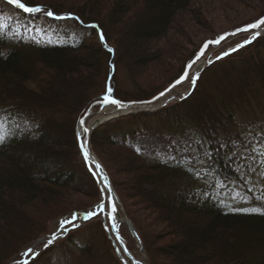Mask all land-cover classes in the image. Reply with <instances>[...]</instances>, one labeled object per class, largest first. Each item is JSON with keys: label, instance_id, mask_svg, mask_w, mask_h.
Returning a JSON list of instances; mask_svg holds the SVG:
<instances>
[{"label": "trees", "instance_id": "obj_1", "mask_svg": "<svg viewBox=\"0 0 264 264\" xmlns=\"http://www.w3.org/2000/svg\"><path fill=\"white\" fill-rule=\"evenodd\" d=\"M26 1L20 0L28 7L44 9L41 13L46 16L51 11L54 17H75L67 20L76 21L78 29L75 43L53 47H37L9 36L8 31L0 32V116H4L9 123L22 119L20 123L27 124L23 129L8 126L4 142L0 143V258L8 263L13 256L17 258L21 255V251L7 253L15 242L27 234H39L37 227L41 225L31 215L35 211L43 210L46 215L65 200L68 202L70 199L66 198L73 194L89 196L93 192L99 195V188L84 165L76 142L75 128L80 115L96 99H102L109 89L111 98L128 103L147 102L157 94L145 99L135 94V97L125 100L116 96L114 87L109 84L110 75L105 76L101 87L97 85L96 78L100 76L104 55L108 57L107 70L117 65L118 56H121L117 51L122 43H110L104 28L113 29L122 21L130 20L127 28L130 43L139 51L136 53L139 63L147 66L161 58L167 60L165 51H152L148 43L154 44L159 39L172 44L177 42L175 37H182L179 28L184 25L179 20L180 16L189 19L191 24H197L193 17L197 0H144L148 5L142 7L145 11L137 14L136 19L133 12L143 0H79L75 7L68 9L70 13H57L61 5L48 6L54 0H46L47 6ZM103 6L109 11L99 20V10ZM221 8V12L227 10L226 6ZM259 11L262 14L257 18L231 30L263 18L264 7ZM54 17L51 18L56 19ZM92 35L99 37L100 44L92 41ZM205 42L202 41L189 56L173 82L182 76L184 67L195 58ZM248 86H255L257 97L264 100V36L207 66L190 95L180 102L155 113L121 117L103 124L90 134L89 145L93 151L104 146L107 154V147H115L131 155L129 165L136 166L128 172L132 176L131 184L138 189L144 200L142 203L149 204L158 213L159 222L167 228L165 235L170 238L157 249L152 244L155 240L144 241L141 237L143 251L150 264H157L158 258H165V254L173 264H264V216L231 213L213 202L188 201L186 197H181L182 191L190 185L188 177L191 173L188 167L178 163L190 156L182 151L178 140L181 135L190 137L192 134L194 145L191 147L205 153L222 181L228 183L239 178L240 173L230 155L235 151V140L241 139V132L234 125L232 130L224 126L225 123L235 124L236 120L229 115L228 122H224L221 108L217 105L219 101L232 105L242 101L244 96L248 98ZM233 87L236 95L229 94ZM246 104L242 113L253 116L255 111L247 107L250 106L248 101ZM145 117L154 118L157 124L153 129L143 132L133 128L129 134L156 135L163 131L171 144L165 143L160 135L158 139L163 141L160 149L165 153L169 150L174 156L168 163H146L132 148L129 147V151L123 147L125 144L116 134L109 135L114 125ZM182 118L189 123L181 124ZM182 126L185 132L177 130ZM191 149L190 152H193ZM177 185L180 187L176 188ZM144 186L148 187L147 193L141 190ZM162 187L170 189V197L158 192ZM72 208L69 209L71 214L81 210L77 206ZM173 215L181 221L177 222ZM196 220L201 222V226H182L183 222ZM44 235L40 233V236ZM162 236L163 233L156 239L161 241L164 239ZM73 237L72 234L67 235L21 264H56L54 257L65 260L68 254L75 257L72 259L77 258L80 264H85L93 254V249L90 250L93 245L88 243L86 247H77ZM103 237L108 242L109 239L105 235ZM107 257L110 259L109 251Z\"/></svg>", "mask_w": 264, "mask_h": 264}, {"label": "rangeland", "instance_id": "obj_2", "mask_svg": "<svg viewBox=\"0 0 264 264\" xmlns=\"http://www.w3.org/2000/svg\"><path fill=\"white\" fill-rule=\"evenodd\" d=\"M23 1L27 3L26 0ZM32 1L34 5L47 6L46 0ZM77 1L79 0H54L48 6L53 8L56 7L55 5H61L60 10L56 11L57 13H70L68 12V9L75 7L74 5H77ZM195 3H197V5L195 10L196 12L193 17L197 24H191L189 23V19L180 16L179 20L181 19L184 25L179 28L181 30L180 34L182 37H175L177 42H173L172 44V42L169 43L168 41H161V39H159L157 40L158 42L156 41L154 44L152 42L148 43L149 47L153 49L152 51H165L167 60H163L161 58L156 62H150L147 66L139 63L137 57L138 54H136L139 51L130 43L131 41L127 29L130 24V20L122 21L123 23L118 24V26L113 28L114 30L104 26L107 33V39L110 43H122V47H119L117 51L118 55L121 53V56H118L117 65H114V67L112 66V68L110 67V70L108 68V71L106 68L108 57L104 55V61H102L103 67L100 69L99 73L100 76L96 78L98 80L97 85H100L99 87H101V84L104 83L103 81L105 76L110 75L112 78L109 84L114 87L116 96L129 100V97H135L136 94V96L139 95L145 99L157 93L153 97L155 98L159 94L163 93L173 83L175 75L182 69L183 64L185 65L189 56L197 49L202 41L214 40L226 31H231V29L237 25L254 20L262 14L259 9L264 7V0H197ZM147 5L146 1L143 0L137 8H135L133 12L135 19L138 16L137 14L140 15L144 13L145 10L142 7L146 8ZM222 6H226L227 10L221 12L223 11L221 8ZM99 11L100 14H98V16H100L98 19L101 20V18H104L109 10L106 6H103ZM141 20L143 21V19ZM257 21L258 20L246 25L245 27L256 23ZM131 24H133L132 21ZM77 27L76 21L53 19L51 17H47L43 13H25L22 9L8 4L7 0H0V32L8 31L9 36L15 38L17 37L16 39H20L27 44L30 43L37 47H53L64 44H73L75 43V37L77 35ZM260 31V34L262 35H259L264 36V25L261 26ZM253 34H255L253 30L239 33L226 38L218 46L209 47L205 51L204 55L192 65L191 69H189L188 78L172 90L173 92H176L178 98L170 101L162 108L170 104L180 102L185 96H189L194 89L191 82L192 77L197 75L200 77L203 70L209 66V63L218 60V57H223L226 51L246 43L252 38ZM91 38L94 43L100 44L98 36L92 35ZM132 58H136V60H132ZM186 66L184 67V71ZM31 86L30 88L33 87ZM248 87L247 92L250 93L248 98L244 96L242 101L235 102L234 104L231 103L232 105H227L222 101H219L217 105L221 108L220 114H223L222 119L224 122H228L227 117L229 115H233L235 117V124L232 123L231 125H227V123H225L224 126L230 127L231 130L234 129L235 126L237 127V130L241 132V139L240 141L235 140V151L230 155V159H234L235 169H237L240 173L237 180H232L227 183L217 177L215 169H212L205 153H201L199 149L191 147L194 145L192 134L191 136L189 135L190 137H188V135H181L178 137L179 139L177 138L181 143L182 151L184 150L183 153H189L190 155L185 159H180L178 162L180 166L188 167L191 172L188 177V179H190V185L185 189L183 187L184 190L182 192L184 193L181 195V197H186L188 201L196 199L210 204L213 202L222 207L225 211L231 213L244 214L240 210H249L248 214H254L251 212V209L264 211V198H260L264 197V100L262 97H257V90L255 86ZM100 92L102 93V90H100ZM231 92L236 95L234 87L229 90V94H231ZM140 99L142 98H139V100ZM246 101H248L250 105L247 107H250L253 111H255L253 116L242 113L244 106L247 105ZM130 102L131 101H129V103ZM121 103L128 104V102ZM158 103L160 104V102H157L152 105L139 106L131 112V115L138 116L158 112L162 109L159 105H157ZM93 104L95 105L91 109L92 114L85 121L86 127H90L94 120L103 119L108 115L120 113L117 107L113 105H105L102 103L101 99H96L92 104H90V106ZM90 106H88L85 112L80 115L79 119L84 116ZM120 107L122 109L124 108V106ZM127 116L122 117L126 118ZM0 117V136L3 138H5L8 133V126H11V128L15 127L17 129H23V127L27 125L26 123H20L22 119L18 120L16 123H9L10 121L4 118V116ZM168 117L169 116H167V118ZM153 119L154 118L151 117H145L137 118L135 120H125L119 125L116 124L117 126L114 125L111 128L113 131L110 130L109 135L116 134L118 136L117 138H121L125 144H122L123 147L125 146L126 149L129 147L132 148L146 163H168L170 160L174 159V156H172L173 154L171 155L170 151L166 148V153L162 152L160 149L162 146L160 143L163 142L158 139V136L160 135H162L161 137L165 143L171 144L169 142V138H166L167 136H165L166 134L163 131L160 130L156 135L151 134L137 136L135 134H129L132 132L133 128L135 131H151L154 125L157 124ZM180 120L181 124L184 123L186 125L189 123L188 121H185L184 118ZM113 121H116V119H111L106 124ZM76 129L77 124L75 128V137ZM177 130L185 132V127H178ZM187 133H190V130H187ZM189 141L190 143H188ZM171 142L173 144V141ZM104 148V146L103 148L97 147L95 149L96 151H93L89 145L90 153L95 156V159L98 160L102 167H105H103V169L106 172L111 184V181H113L112 187L116 198V214H120V219L122 220L116 231L124 243L127 252L134 258V260L137 261V264H150L149 257L143 251V242L141 237H143L144 241H146V239L155 240L150 242H152V244L154 243L153 247L157 249L167 243L170 238L165 235V230L167 228L164 224L159 222L158 213L152 209L149 204L144 205L145 203H142L144 200L141 198L138 189L134 187L133 183L131 184L132 176L128 174V172L131 169L136 168L135 165H129L132 162L131 155L127 152L123 153L115 147H107L108 149L106 154V149L104 150ZM190 148H192L191 151H194L190 152ZM177 183H180V181ZM99 184L100 187H102L100 182ZM179 187L180 185H177L176 188ZM249 189H252V191H249ZM141 190L142 192L147 193L148 187L144 186ZM98 191L99 195L93 192L89 196L73 194L71 197L66 198L70 199L68 202L65 200L62 204L52 208L46 215L43 210L35 211L31 215L34 218L33 220L38 222L37 224L41 225L37 227L39 234H27L23 236L22 240L15 242V244L9 248V252L7 253L21 251V255L17 258L13 256L9 263L6 261L3 262V260H1L3 258H0V264H21L29 258L34 257L52 247L54 244H57L60 240L70 234L74 235L72 239L77 247H86L88 243L93 245L90 247V250L93 249V254L90 255L89 261H86L85 264H90V261L92 264H116L115 260H117L118 264H132L130 259L123 256L120 246L117 244V241L111 233L108 222L107 198L104 199L100 189H98ZM158 192L165 194V197H170L171 195L170 189H167L166 187H162L158 190ZM238 193L243 194V196L247 198V203L240 201L237 196ZM102 202L105 203L106 213H100V215L90 220H84L82 218L83 216L80 218L78 215V219L74 224H67L65 227H61L62 223L69 220L74 214L93 211L97 208L98 204ZM76 206L81 210L71 214L70 210L73 209L72 207ZM173 218H175L177 222L181 221L176 215H173ZM76 225H78V227ZM184 225L186 227L188 226V228L189 226L198 227L201 226V222L197 220L196 222L191 223L183 222L182 226ZM134 228L137 229V232H135ZM100 229H103L102 231L105 233L103 234ZM40 233L46 235L40 236ZM132 233L135 234L137 238ZM162 233V237H164V239L162 238L163 240L161 239V241L156 239ZM54 235L58 238L55 239L50 246L46 247L47 241ZM103 235H105L107 240L109 239L110 241L108 240L107 242ZM33 239L36 240L30 244ZM89 240L91 242H88ZM30 249L32 250L31 253H29ZM108 251L110 259L107 257ZM67 256L68 257L65 260L54 257L55 263L74 264L73 262H75V264H80L77 261V258L72 259L75 258L74 256L69 254ZM164 256L165 258H158L157 264H173L168 255L165 254ZM5 257L6 255L4 258ZM81 264L84 263L81 262ZM177 264H179V262H177Z\"/></svg>", "mask_w": 264, "mask_h": 264}, {"label": "water", "instance_id": "obj_3", "mask_svg": "<svg viewBox=\"0 0 264 264\" xmlns=\"http://www.w3.org/2000/svg\"><path fill=\"white\" fill-rule=\"evenodd\" d=\"M244 28H246V27H242V28H240V29H237L236 31H228V32H226V33H224V34H222V35H220L219 37H217L216 39H214V40H210V41H207V42H205L203 45H202V47H201V49H203L204 48V45L205 44H208V47L209 46H217L218 44H216V43H209V42H214V41H217V40H219L220 41V43L223 41V40H225L226 38H228V37H230V36H233V35H236V34H239V33H242V32H244V31H240L241 29H244ZM253 30H256V29H253ZM253 37H255V39L258 37V34H255ZM252 37V38H253ZM251 38V40H252V42L255 40V39H252ZM219 43V44H220ZM247 44H249V43H243V44H241V45H247ZM241 45H239V46H236L235 48H232L231 50H228V51H226L225 53H232V52H234L233 51V49H240V48H242V47H240ZM243 46V47H244ZM201 49H200V51H201ZM199 51V52H200ZM206 51V50H205ZM198 52V53H199ZM197 53V54H198ZM225 53H224V55H223V57L224 56H226L225 55ZM196 57V56H195ZM195 59V58H194ZM211 63H213V62H211ZM211 63H209V65L211 64ZM187 67V66H186ZM185 70H186V68H185ZM188 74H189V69L187 70V76H188ZM184 75H185V71H184V73L182 74V76L178 79V80H176L175 82H173L163 93H164V95H161V94H159L158 96H156L155 98H153V99H151V100H149V101H147V102H143V103H129V104H125V106H127V107H134V108H136V107H139V106H143V105H152V104H155V103H157V102H160V104L158 103L157 105H159V107L160 108H162L164 105H166L167 103H169L170 101H172V100H174V99H177L178 97V95L176 94V92H173L172 90L174 89V88H176L177 86H179L181 83H183L184 81H185V79L183 80V82H181V83H177V81H181V79H182V77H184ZM173 85H175V86H173ZM169 89H171L170 91H169ZM188 96V95H187ZM187 96H185V97H187ZM157 97H159V99H156ZM184 97V98H185ZM183 98V99H184ZM95 104H93L92 106H90V108L87 110V112L84 114V116L82 117V118H80L79 120H78V123H77V125L79 126L80 125V121L83 119L84 121L91 115V109L93 108V106H94ZM158 108V107H157ZM122 115H125V114H121V115H119V116H122ZM109 119H111V118H109ZM108 119H103V120H94L93 121V123L91 124V126H90V130H87V132H86V136H85V139H84V142L86 141L87 142V151L89 150V148H88V140H89V132L90 131H93L94 129H96L97 127H99L100 125H102L103 123H105L106 121H107ZM76 137H77V142H78V146H79V150H80V152H81V154H82V156H83V158H84V160H85V157H84V155H83V153H82V149H81V145H82V142L80 141V138L78 137V134H77V130H76ZM85 162H86V164H88V163H90V160L88 159L87 161L85 160ZM97 165H99L100 167H99V169H97ZM92 166L94 167V170H95V172H91V174L93 175V177H94V179L96 180V183L97 184H99V178L101 179V182L103 183V185H105V183H107L108 185H109V188H106V190H107V194H108V198H107V205H108V222H109V226H110V229H111V233L113 234V236H114V238H115V240L117 241V244L120 246V248H121V250H122V252H123V254H124V256L126 257V258H128V259H130L131 261H132V264H137L136 262V260H134V258L127 252V250H126V248H125V245H124V243L122 242V240L120 239V236H119V234H118V232L116 231V229H114L113 228V213H111V216H112V219H110L109 218V212H110V208L112 207V206H114V204H115V194H114V192H113V188H112V185H111V183H110V181H109V179H108V177H107V175H106V173H105V171H104V169L102 168V166L99 164V162L95 159V161L92 163ZM102 174H103V176H102ZM109 192L111 193V203H110V201H109ZM82 216H84V215H82ZM133 234V233H132ZM133 235H135V234H133ZM136 236V235H135ZM136 238H137V236H136Z\"/></svg>", "mask_w": 264, "mask_h": 264}, {"label": "snow or ice", "instance_id": "obj_4", "mask_svg": "<svg viewBox=\"0 0 264 264\" xmlns=\"http://www.w3.org/2000/svg\"><path fill=\"white\" fill-rule=\"evenodd\" d=\"M7 3L10 4V5H14L15 7L19 8V9H22L25 13H41L44 11V9L40 8V7H35V8H32V7H28L26 5H24L22 2H20V0H7ZM47 16L49 17H54V14L51 12V11H48L47 12ZM56 19H76L75 17H54ZM264 25V18H262L261 20L257 21L256 23H253L249 26H247L246 28L244 29H241L240 31H244V32H248V31H251L253 29H259L261 28V26ZM95 27V26H93ZM100 39L101 41L103 42L104 41V36L103 34H101L100 36ZM252 39H255V37H253ZM252 40H248L247 43H251ZM209 43H216V44H219L220 41L217 40V41H214V42H209ZM244 45H241L240 47H243ZM208 48V44H205L204 45V48L201 49V51L196 55L195 59L189 64L187 65L186 67V70H185V75L184 77H182L181 81H177V83H181L183 82L184 79H187L188 76H187V70L188 69H191L192 68V65L196 63L197 60H199L205 53V50ZM238 49H233V51H237ZM109 51L111 52L112 50L109 49ZM225 55H230V53H225ZM223 57H218V59H222ZM199 78V76H194L191 78V82H192V85L195 87L196 85V81L197 79ZM175 86V85H173ZM171 89H169L170 91ZM111 89L108 90V93L102 98L103 100V103L105 105H108V104H112V105H116L117 107H120V103L119 101L115 100V99H112L111 98ZM161 95H164V93H161ZM186 98V97H185ZM156 99H159V97H157ZM84 123L85 121L82 119L80 121V125H81V128L83 129V131L86 133L87 132V129L84 127ZM79 135V134H78ZM4 142V138L2 136H0V143H3ZM81 149H82V153L85 157V160L87 161L89 159V153L87 151V142L85 141L82 145H81ZM97 169H99V165L96 166ZM105 188H109V185L107 183H105L104 185ZM249 191H252V189H249ZM237 196L239 197L240 201L242 202H245L247 203V198L243 196V194H237ZM260 198H264V197H260ZM109 201L111 203V193L109 192ZM99 208V212L93 210V211H89L86 215H84L82 218L84 220H90V219H93L94 217L100 215V213H103L104 210H105V205L103 203H101L100 205L97 206ZM116 211L115 207L112 206L110 208V212H109V218L112 219V216H111V213H114ZM242 211L244 214H248V211L249 210H240ZM251 212L252 213H257L259 215H262L264 216V211H260L259 209H251ZM78 219V217L74 214L69 220L65 221L62 223L61 227H65L67 224H74L75 221ZM78 227V225H76ZM58 237L57 236H53L51 239H49L47 241V244H46V247L47 246H50L54 241L55 239H57ZM32 250L30 249L29 250V253H31Z\"/></svg>", "mask_w": 264, "mask_h": 264}, {"label": "bare ground", "instance_id": "obj_5", "mask_svg": "<svg viewBox=\"0 0 264 264\" xmlns=\"http://www.w3.org/2000/svg\"><path fill=\"white\" fill-rule=\"evenodd\" d=\"M236 31V30H235ZM243 33V32H242ZM237 35V34H236ZM250 44V43H249ZM106 107V106H105ZM104 109V108H103ZM102 109V110H103ZM123 109H126V107H124ZM108 116H110V115H108ZM100 120H102V119H100ZM84 127L88 130L89 129V127H86V125H85V123H84ZM77 134H79L78 135V137L82 140V144L84 143V137H85V132L83 131V129L81 128V126H79L78 128H77ZM88 153H89V160H90V166H92V163L95 161V157L88 151ZM102 176H103V174H102ZM99 182L102 184V187H100V184H98V186H99V188H101V193L103 194V197H104V199L105 198H108V194H107V190H106V188L104 187V185H103V183L101 182V179L99 178ZM114 192V191H113ZM115 202V201H114ZM105 205V204H104ZM114 207H115V204H114ZM116 209V208H115ZM104 213H106V209L104 210ZM117 213V209H116V211L113 213V228L114 229H116L117 230V228H118V226H119V224L121 223V219H120V214H116ZM82 217V216H81ZM137 263V262H136Z\"/></svg>", "mask_w": 264, "mask_h": 264}]
</instances>
